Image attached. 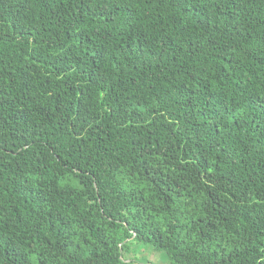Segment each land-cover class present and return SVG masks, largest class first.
<instances>
[{"label":"trees","instance_id":"trees-1","mask_svg":"<svg viewBox=\"0 0 264 264\" xmlns=\"http://www.w3.org/2000/svg\"><path fill=\"white\" fill-rule=\"evenodd\" d=\"M264 264V0H0V264Z\"/></svg>","mask_w":264,"mask_h":264},{"label":"rangeland","instance_id":"rangeland-1","mask_svg":"<svg viewBox=\"0 0 264 264\" xmlns=\"http://www.w3.org/2000/svg\"><path fill=\"white\" fill-rule=\"evenodd\" d=\"M122 254L131 264H171L164 252L137 243L131 244Z\"/></svg>","mask_w":264,"mask_h":264}]
</instances>
